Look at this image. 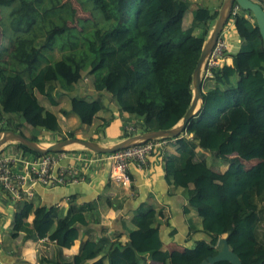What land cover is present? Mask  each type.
<instances>
[{"label": "trees", "instance_id": "1", "mask_svg": "<svg viewBox=\"0 0 264 264\" xmlns=\"http://www.w3.org/2000/svg\"><path fill=\"white\" fill-rule=\"evenodd\" d=\"M90 1L113 23L115 31L107 33L96 24L95 40L85 51L79 49L73 29L51 33L44 48L53 49L63 39L66 43L61 49L66 54L36 71L42 54L38 51L29 59L37 37L34 2L0 0V8L11 9L10 31L15 42L10 57L12 65L20 68L9 70L0 61V120L6 117L0 134L12 131L33 142L49 141L60 132L58 116L41 105L39 97L58 107L55 92L70 98L69 109H62L61 114H75L81 125L91 126L98 120L105 109V95L112 97L120 113L139 124L133 134L168 130L184 118L193 98V73L219 9L194 7L193 0ZM137 7V19L131 24V13ZM230 23L239 44L237 51L230 47L226 52L232 65L211 70L207 78L215 86L203 94L201 111L186 133L168 139L175 141L179 155L168 157L167 178L175 188L186 191L189 207L201 219L197 231L205 238L195 242L191 253L164 251L157 211L143 207L132 220L135 228L126 229V246L111 243L102 250L101 244L91 240L82 245L80 254L68 257L64 249L72 248L80 238V227L89 224L83 210L71 209L57 220L55 211L25 202L16 214L13 237L22 236L24 241L47 237L56 244L54 254L41 256L40 264H201L217 256L216 246L224 236L243 264H264V247L257 251L258 201L264 202V136L249 138L252 123L264 131V44L251 11L239 7ZM83 73L91 79L97 97L73 95ZM225 116L227 127L220 125ZM15 117L17 125L12 121ZM112 119L106 120L107 125ZM74 137L70 132L63 139ZM14 149L17 155L21 152L35 159L63 153L42 155L23 144ZM208 154L227 164L228 170L212 169L206 164ZM253 161L258 163L248 169L245 163ZM31 215L33 223L28 221Z\"/></svg>", "mask_w": 264, "mask_h": 264}, {"label": "crops", "instance_id": "2", "mask_svg": "<svg viewBox=\"0 0 264 264\" xmlns=\"http://www.w3.org/2000/svg\"><path fill=\"white\" fill-rule=\"evenodd\" d=\"M231 24L230 27L234 30V25ZM228 40L230 42L234 40L233 43H230V51H237L239 44L236 42L235 31L229 33ZM226 60L227 65H232L233 61L229 55H226ZM85 86L84 91L79 90L77 95L89 98L97 97V93L91 88V84ZM54 96L60 103L58 107L63 105L62 109H69L68 102L66 105L62 102L64 96L59 97L56 92ZM65 98H68V96H65ZM103 100L105 109L99 113L98 120L101 119L103 122L102 119L104 118L109 119L112 117L113 119L108 128H104V135L102 133V136H90L89 139H85L86 132L88 128L96 125L97 120L91 126L81 125L75 114H69L68 116L61 114L60 116L54 112L53 106L51 108L50 105L49 108L45 103H41L47 110L58 116L60 130L55 136H50L52 140L41 143L51 144L65 140L63 139L64 136L70 133L69 131L63 132L62 124L65 121L80 125L78 133H75V138L92 141L104 147L119 143L122 140V133H118L115 129L108 134V130L110 131L111 126L118 125L117 118L119 119V115L130 116L127 113H120L112 97L105 95ZM103 114L109 115L103 117ZM129 119L133 120L131 117ZM220 125L227 127L228 120L226 116L222 119ZM70 127L68 125V128ZM3 151L4 156L19 159L22 157L23 160L32 158L28 155L24 157L21 152L17 155L16 150L12 147ZM60 155L63 156L60 166L75 167L81 177L84 178L81 183L57 188L37 184L30 188L32 197L27 198L25 196L23 201L13 200L0 188V264H40L41 256L51 257L56 250V244L48 238L46 240L37 238L24 241L22 236L13 237L16 214L19 207L25 202L34 204L35 208L45 207L55 211L57 220L66 217L71 209L83 210V215L89 224L80 227V238L73 247L64 249L63 253L68 257L80 254L82 245L91 240L101 244L102 250H105L111 243L120 242L122 246H126L129 242L126 229L132 230L135 228L132 220L143 207H152L157 211L158 224L161 227L165 242L164 251L191 253L195 242L205 238L202 233L197 231L201 228V219L197 212L189 207L186 191L182 188H175L167 178L166 165L168 157L179 155L175 141L169 142V145L163 150L151 156L142 169L132 165L128 172L129 184H126L123 178L115 179V176H112V165L107 155L83 151L80 148H72ZM33 220L34 215H31L28 221L33 223Z\"/></svg>", "mask_w": 264, "mask_h": 264}, {"label": "rangeland", "instance_id": "3", "mask_svg": "<svg viewBox=\"0 0 264 264\" xmlns=\"http://www.w3.org/2000/svg\"><path fill=\"white\" fill-rule=\"evenodd\" d=\"M33 1L36 8L35 13V26H34V32L36 34V42L35 47L33 48L32 56L29 58L30 61H32L35 56L37 55V52L39 51L42 54V57L39 59V62L36 66V71H39L42 67L46 66L49 63H53L54 61L60 60L63 58V55L66 54V51H64L62 48L63 43L66 41L63 39H59L57 43L54 44L53 49H45L44 43L46 39L51 40L50 34H61L63 29H73L76 34L75 37H77L75 40L78 45L79 49L82 51H85L87 48L90 49V42L94 41V30L96 27V24L99 26V28H102L107 33L111 31H115V26H112V22H109L106 20L104 14L100 10L94 9V4L90 0H30ZM89 1V2H88ZM258 3H261L264 5V0H254ZM194 7H206L211 10H217L221 8L223 1L222 0H198L195 1ZM140 7H137L133 10L130 16V23L134 24V22L137 19V15L139 12ZM11 9H2L0 8V61H3L4 63L8 64L9 70H16L19 71L20 68L18 66H14L12 58L10 57L11 48L14 45L15 37H11L12 31H10L11 26ZM232 25L231 23L227 25V29H229L226 32V37L228 39L229 33L234 32L232 28L230 27ZM7 31L8 33L5 34L4 31ZM74 37V38H75ZM109 38V37H108ZM68 41V40H67ZM229 42V40H228ZM230 45V43H229ZM81 51V52H82ZM233 52V50H231ZM87 73H83V78L81 77L79 80V84L76 86V90L73 92V95H77L78 91H84V88H86V84H91L92 81L89 78V80L86 78ZM85 78V79H84ZM204 91L206 92L209 88H212L215 86L214 81L210 80L206 76V71L204 73ZM26 79L29 80V77L26 76ZM40 98V103H45L49 108L50 104L47 100H45L43 97ZM69 97L62 98V102L66 105L68 102L69 104ZM65 107V106H64ZM52 108V106H51ZM63 105L60 107H54L52 108L54 112L58 113V115L61 116ZM254 110H252V120L254 117ZM109 114H103L102 116H107ZM152 116L154 114H151ZM3 121L0 120V125L3 126L4 120H6L5 116H2ZM130 117L127 116H121L119 115V119L117 118L118 125L111 126L110 131L108 130V134L111 131H114L117 129L118 133H122V136H132L135 134L134 129L136 130L137 127L140 128L138 123L134 122L133 120L129 119ZM103 122L100 120L96 121V125L92 126V128H88V131L86 132L85 139H89L90 136L94 137L102 136L104 128L107 127V121L108 118L102 119ZM15 125L18 124L19 119L14 118L12 120ZM254 121V120H253ZM68 121H65L64 124H62L63 132H73L78 133V127L80 125L76 123H67ZM120 123V124H119ZM224 124V123H223ZM68 125L71 127L68 128ZM106 128V129H107ZM26 135L30 136L29 129L25 128ZM29 131V132H28ZM143 133V132H142ZM68 134V133H67ZM105 133H103L104 135ZM139 134V133H136ZM89 136V137H87ZM264 136V131L260 130L258 125L252 123L250 135L249 138L251 140L259 139ZM126 137V138H127ZM125 139V138H124ZM50 140H52L50 138ZM55 141V140H54ZM17 144H8L3 150L12 147ZM10 150V149H9ZM15 150V149H14ZM207 164L214 169L217 172H225L228 169V165L224 164L222 162H219V160H215L211 155L207 156ZM257 163V161L253 162H247L245 163L246 167L249 169L252 166H254ZM258 216H259V224H258V232H259V244L257 245V251H260L264 247V202L258 201ZM223 238H228L227 236H224ZM146 264H155L151 261H148Z\"/></svg>", "mask_w": 264, "mask_h": 264}, {"label": "water", "instance_id": "4", "mask_svg": "<svg viewBox=\"0 0 264 264\" xmlns=\"http://www.w3.org/2000/svg\"><path fill=\"white\" fill-rule=\"evenodd\" d=\"M237 4L245 11H251L257 22L260 34L264 44V7L261 3L254 0H223V4L219 10L218 18L205 42L201 56L193 73V98L191 105L185 114L184 118L173 128L168 130H158L139 133L125 139L119 143L104 147L92 141H86L79 138H67L55 143L46 144L33 142L20 133L12 131L3 132L0 134V153L8 144H23L31 150L42 155H47L53 152H67L72 148H80L83 151H88L96 154H114L127 148L145 144L149 141L158 139L177 138L186 133L187 128L193 118L201 111L204 102V73L208 58L213 52L220 36L225 28L230 23L233 14V9ZM200 104V105H199ZM217 256L210 257L204 260L201 264H215L218 262H229L230 264H243L240 257L230 248L228 238H221L216 246Z\"/></svg>", "mask_w": 264, "mask_h": 264}, {"label": "built area", "instance_id": "5", "mask_svg": "<svg viewBox=\"0 0 264 264\" xmlns=\"http://www.w3.org/2000/svg\"><path fill=\"white\" fill-rule=\"evenodd\" d=\"M238 13L239 7H235L232 15L235 16ZM228 30L225 28L212 54L208 58L206 65L207 77L211 76L212 69L222 67L226 64V52L230 48L226 37ZM134 131L136 130L134 129ZM169 142L168 139H158L121 150L114 154H108V160L112 165V176H115V179L123 178L124 182L129 184V168L134 165L142 169L147 164L148 159L168 146ZM23 156L25 157V155ZM20 158L4 156L0 153V188L13 200L23 201L25 196L31 198L32 193L30 188L37 184L49 188H57L78 184L84 180L75 167L60 166L63 158L60 154L48 155L36 159L32 157L29 160ZM46 238L39 239L46 240Z\"/></svg>", "mask_w": 264, "mask_h": 264}, {"label": "bare ground", "instance_id": "6", "mask_svg": "<svg viewBox=\"0 0 264 264\" xmlns=\"http://www.w3.org/2000/svg\"><path fill=\"white\" fill-rule=\"evenodd\" d=\"M200 105V104H199ZM44 145H46L45 143H43Z\"/></svg>", "mask_w": 264, "mask_h": 264}]
</instances>
